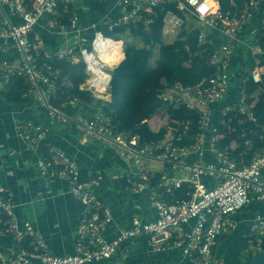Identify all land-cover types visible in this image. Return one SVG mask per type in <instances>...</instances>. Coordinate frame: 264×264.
<instances>
[{
  "label": "built area",
  "instance_id": "2783aa9c",
  "mask_svg": "<svg viewBox=\"0 0 264 264\" xmlns=\"http://www.w3.org/2000/svg\"><path fill=\"white\" fill-rule=\"evenodd\" d=\"M73 1L0 0L1 9L12 7L20 19L19 23H13L6 16L0 17V39L12 41L17 55L13 60H0V90L12 78L23 77L30 85L23 97L45 110L42 120L20 122L16 126L28 150L36 152L52 127H71L86 140L109 145L127 165L115 179H126L130 185L125 191L131 194L147 193L156 217L153 220L134 217L130 227L112 239L105 237L104 231L113 216L96 189L106 177L97 173L83 180L78 163L55 149L50 158L39 157L34 169L40 178L66 181L71 195L82 204L84 212L76 229L75 250L67 256L52 255L33 221H19L12 193L0 185V223L4 226L0 228V236L9 235L18 245L30 237L34 246L32 251L20 246L10 255L0 251V264H94L114 260L116 264H126L132 251L130 243L141 238L147 240L151 251L178 250L190 264H226L216 247L221 237L236 229L234 215L255 202H264V150L245 165L218 151L215 143L220 136L215 135L213 115L216 105L223 103L236 85L237 74L245 71L237 59L241 53L247 52L258 65L261 62L258 57L264 55V0H250L243 9L229 12L222 11L220 0H215L217 10L203 16L190 0H117L99 23L87 27L79 25L75 14L70 25L49 20L45 26L64 41L58 50H47L36 28L48 16L56 15L60 6L68 7ZM165 3L175 4L182 12L180 16L162 8L163 32L170 43L181 30L193 28L199 31L200 46L213 45L209 62L215 73L194 86L176 84L162 96L164 102L185 106L195 113L200 130L195 144L176 145L171 131L158 144L147 143L138 134L119 132L111 117L96 104L91 105L94 113L88 117L83 113L71 115L63 108L76 106L79 102L76 97H68L62 108L54 105L57 81L48 60L55 57L73 65L83 63L87 77L80 90L91 93L105 105L111 97L112 72L123 60L109 59L117 51L124 55L125 43L106 36L98 26L103 24L112 29L144 21L148 27L153 19L144 18V14L154 15ZM87 32L90 37H86ZM263 75L264 66H257L249 77L260 83ZM240 96L237 103L225 107L224 114L236 111L253 119L254 104H247L244 93ZM207 149L216 157L214 162L203 160ZM193 157L198 158L191 161ZM148 161L162 163L164 170L158 178L151 167L146 168ZM205 177L212 179L214 186L209 187L203 181ZM185 184L189 188L187 198H175V191ZM263 231L264 210H259L253 216L252 233Z\"/></svg>",
  "mask_w": 264,
  "mask_h": 264
},
{
  "label": "trees",
  "instance_id": "16d2710c",
  "mask_svg": "<svg viewBox=\"0 0 264 264\" xmlns=\"http://www.w3.org/2000/svg\"><path fill=\"white\" fill-rule=\"evenodd\" d=\"M78 1L79 3L76 4ZM249 1L220 0V4L222 11L229 12L243 9ZM73 2L75 5L74 3L68 5L69 11L58 17L59 23L70 25V18L80 4L89 5L91 13H98L103 17L108 14L112 4L111 0H74ZM116 2L117 0L113 5ZM162 8L182 15L175 4L165 3L156 9L154 15L144 14V18L153 19V23L148 27L145 26L144 21L119 25L112 29L103 24L98 26V29L106 36L123 40L125 43V59L112 72L111 99L105 105L96 100L91 93L80 90V86L87 77L83 63L73 65L55 57L48 60L57 81L56 94L52 98L54 105L62 108L68 97H76L79 100L76 106L83 108L93 104L99 108L101 106L103 113L111 117L112 124L119 132H127L130 135L138 134L143 141L158 144L164 142L171 131L176 145L192 146L195 144L200 134L195 113L185 106L164 102L162 96L167 88H172L176 84L194 86L211 77L215 73V69L209 62L213 45L200 46L197 38L199 31L193 28L190 31L181 30L177 38L168 44L167 36L163 32L165 13ZM59 10L62 11L63 6H60ZM155 49L158 50L159 55L153 65ZM117 53L120 52L117 51ZM246 54L247 52H242L238 57L241 65L245 66V71L242 70L241 75L237 74L236 85L232 88L228 98L223 103L216 105L213 115L215 135L220 136L215 143L217 150L229 154L239 165L249 163L264 150V75L260 83H255L249 77L250 72L257 66H264V55L258 57L261 60L258 65L250 55ZM29 90L30 85L25 78L14 77L0 90V100L20 108L25 105L26 100L32 101L23 97ZM257 92H259L258 97L255 99L253 96ZM241 93L246 95L248 105L254 104L251 109L253 119L236 111L224 114L225 107L237 103L241 98ZM40 108V115L44 116L45 110ZM63 110L69 111L72 115L79 113L76 110L70 111L73 110L72 106H66ZM159 111L163 112L168 121L165 127L153 131L149 128L146 120L150 115ZM83 114L88 117V114ZM142 116L146 122L136 123V118ZM233 144L236 145L234 148H232ZM103 148L105 154L110 153L108 146ZM106 175L104 174L105 177ZM159 176L160 174L157 173L156 178ZM113 185L116 189L125 191L130 183L121 178L114 179ZM188 189V185L185 184L182 189L175 191L174 197L187 198ZM145 194L148 197V194ZM256 203L248 207L250 208L249 213ZM2 227L4 226L0 223V228ZM244 241L253 247L243 250L241 253L242 264H264V231L259 234H251ZM20 246L30 251L34 249L30 237H26L19 244Z\"/></svg>",
  "mask_w": 264,
  "mask_h": 264
},
{
  "label": "crops",
  "instance_id": "0c3cea01",
  "mask_svg": "<svg viewBox=\"0 0 264 264\" xmlns=\"http://www.w3.org/2000/svg\"><path fill=\"white\" fill-rule=\"evenodd\" d=\"M111 2L110 9L113 8L115 0ZM77 8L74 14L77 15L80 26L99 23L103 18L98 13H91V7L87 4L85 6L80 4ZM68 11V7H63L62 11L58 9L56 15L48 16L36 28V33L43 40L47 50H58L64 40L48 29L45 26L46 23L51 19L58 20V17ZM2 16H6L13 23L20 21L16 11L10 6L0 8V17ZM90 36L91 33L87 32L86 37ZM16 57L12 41L0 39V60H13ZM157 59L158 57L154 56V63ZM25 102V105L17 108L0 100V185L12 193L15 214L19 221L27 219L33 221L35 228L44 236L52 255L67 256L74 252L76 229L84 212L82 204L71 195L66 181L40 178L37 175L34 169L35 162L39 157L51 155L52 150H62L69 159L76 161L81 167L83 180L97 173L107 174L106 180L96 189L103 205L111 210L113 216L112 222L104 231L105 237L112 239L121 230L130 227L134 217H141L144 220L155 219V210L145 193L131 194L114 187L113 180L119 171L122 172L127 168V165L109 145L86 140L82 134L77 133L71 127H52L36 152L28 150L16 126L20 122L42 120L44 116L40 115L41 106L39 104L27 100ZM72 109L70 111L76 110L88 115L94 113V108L89 105L86 108L72 106ZM159 129L152 130L158 131ZM104 146L109 147L110 153H104ZM235 146L233 144L232 148ZM196 158L198 157H193L191 161ZM215 159L216 157L207 149L203 160L214 162ZM145 166L146 168L151 167V170L158 174L164 170L160 162L148 161ZM203 181L209 187L214 186V181L210 178L205 177ZM259 210H264V202L256 203L249 214L240 212L234 215L236 229L224 235L216 247L217 254L224 258L226 264H242L241 253L253 247L247 245L244 239L253 234V216ZM130 245L132 251L126 264H190L182 258L178 250L151 251L144 238L137 239ZM18 249L19 245L13 237L0 236L1 252L10 255ZM116 263L117 260L94 264Z\"/></svg>",
  "mask_w": 264,
  "mask_h": 264
},
{
  "label": "rangeland",
  "instance_id": "374dc122",
  "mask_svg": "<svg viewBox=\"0 0 264 264\" xmlns=\"http://www.w3.org/2000/svg\"><path fill=\"white\" fill-rule=\"evenodd\" d=\"M78 3H79V1L76 2V4H78ZM167 41H168V40H167ZM169 43H170V42H168V44H169ZM153 54H154V56L158 57V55H159L158 50L155 49L154 52H153ZM152 63H154V58L152 59ZM258 93H259V92H257V93L254 94L255 99L258 97ZM140 121H144V117H143V116H142V117H137V118H136V123H137V122L141 123ZM148 121H149V123H150V124L148 123L149 128H152V129H159V127H164V126L166 125L168 119H167V117L163 114L162 111H159V112H156V113H153L152 115H150ZM144 122H146V121H144ZM151 123H152V124H151ZM156 167H158V166H156ZM249 212H250V208L243 210V211L241 212V214H242V213H248V214H249ZM255 251H256V250H255Z\"/></svg>",
  "mask_w": 264,
  "mask_h": 264
},
{
  "label": "clouds",
  "instance_id": "9594fccd",
  "mask_svg": "<svg viewBox=\"0 0 264 264\" xmlns=\"http://www.w3.org/2000/svg\"><path fill=\"white\" fill-rule=\"evenodd\" d=\"M198 13L201 16L206 15L210 10L215 11L218 8V5L215 3V0H204L203 3H200L199 0H190Z\"/></svg>",
  "mask_w": 264,
  "mask_h": 264
},
{
  "label": "bare ground",
  "instance_id": "6f19581e",
  "mask_svg": "<svg viewBox=\"0 0 264 264\" xmlns=\"http://www.w3.org/2000/svg\"><path fill=\"white\" fill-rule=\"evenodd\" d=\"M123 58L124 57H123L122 53H115L114 57H111L109 60L114 61V62H118Z\"/></svg>",
  "mask_w": 264,
  "mask_h": 264
}]
</instances>
